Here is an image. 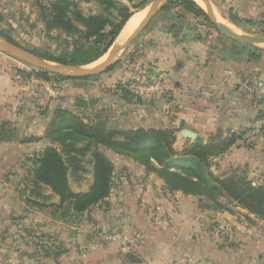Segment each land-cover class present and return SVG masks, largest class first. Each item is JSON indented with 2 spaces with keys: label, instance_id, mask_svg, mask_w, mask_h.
Returning <instances> with one entry per match:
<instances>
[{
  "label": "rangeland",
  "instance_id": "rangeland-1",
  "mask_svg": "<svg viewBox=\"0 0 264 264\" xmlns=\"http://www.w3.org/2000/svg\"><path fill=\"white\" fill-rule=\"evenodd\" d=\"M71 1L72 8L85 16L110 14L105 10L106 5L99 0ZM116 1L128 6L131 16L140 13V20L152 0ZM167 1L156 14L170 10L173 14L190 16V13L181 9L178 2ZM210 1L215 16L223 20L221 22L237 31L264 36V0ZM41 3L44 6L48 4L46 0ZM197 4L204 10L203 3ZM191 17L196 26L209 32L211 40L217 37L237 42V47L245 53L259 50L261 56L258 60L262 59L264 70V50L226 36L208 20L206 14V18L202 15ZM142 32L122 52L111 66L112 69L85 76V79H58L55 73L48 71L53 75L47 78V86L42 78L39 77L38 81L41 79L44 84L31 78L33 74L17 69L20 67L32 72L40 70L39 68L0 48V52L8 58L0 69L12 72V88H23L20 90L23 99L18 100L15 95L13 105L18 113L19 128L18 131L15 130L16 135H30L32 129L41 133L44 140L33 149L36 140L30 141L27 150L19 149L22 147L15 143L7 153L6 149L1 150L4 157L0 162V264H209V246L215 253L227 251L228 255L225 254L222 258L224 262L225 259L233 258L230 262L241 264L242 258L236 255L240 252L243 255L244 251L241 249H246L249 259L256 258L259 254V263L256 264H264V215L259 217L250 213L233 196L227 195L225 190L216 195L217 202L205 195L185 194L181 191H171L165 197L162 195L164 182L155 172L147 173L145 165L139 160L103 145L97 147L113 163L112 187L105 201L93 205L87 211L67 220L60 219L61 210L58 209L57 216H54L50 207L59 202L58 196L49 186L40 184L34 187L31 184L32 158L37 154L34 151H41L47 145L61 148L59 142L46 137V131L43 130L53 117V114L41 116L47 102V92L51 89L54 99L69 94L67 107L72 112L77 111L73 106L78 101L81 106L76 113L85 123H93L97 117H101L109 127L115 129L152 126L151 120H148V110L151 108L148 98L142 94L139 102L136 96H126L117 85L122 83L124 90L129 91L132 81L128 77H117L115 73L118 71L116 67L127 60L130 61L124 63L127 66H123V70L140 66L138 62L142 55ZM0 36L11 37L16 46L33 51V54L42 58L48 54L59 55L69 48V38L63 31L47 29L37 0H0ZM111 46L100 58L86 66H93L104 60ZM150 63L151 61L149 65ZM153 78L156 79V76ZM259 83L264 82H258L257 87L254 85L246 92L252 102L255 101L259 106V111H255V114L261 112L255 93ZM34 98L38 99L36 105ZM243 105L247 104L243 102ZM156 111L161 114L163 112L159 108ZM26 127L30 131L23 130ZM192 130L197 133L195 139L182 136L180 129L172 130V148L175 152L182 153L196 139L206 143L212 136L228 137L235 134L240 137L237 142L243 141L242 134L221 129L209 133V122L206 119L193 124ZM29 135L26 137L34 138V135ZM68 141L69 139L66 140ZM236 144L229 149L240 148L235 147ZM258 150L259 154L262 153V158L255 160L252 165L222 161L223 153L211 154L205 164V172L211 174L213 183L218 184L217 179L222 180L235 173L254 185L264 187V145ZM31 152L32 156L29 154ZM63 156L66 158L65 153ZM77 156L80 160L79 168L74 171L72 166L69 167L68 182L73 191H85L92 182L91 157L89 151ZM231 156L228 154V157ZM67 163L69 164L68 161ZM117 235L120 236L116 238ZM127 251L133 252L141 261L132 262L125 255Z\"/></svg>",
  "mask_w": 264,
  "mask_h": 264
},
{
  "label": "trees",
  "instance_id": "trees-1",
  "mask_svg": "<svg viewBox=\"0 0 264 264\" xmlns=\"http://www.w3.org/2000/svg\"><path fill=\"white\" fill-rule=\"evenodd\" d=\"M41 1L37 0V4L40 6L47 29H60L69 38V48L66 52L59 55L48 54L43 57L63 64L87 65L100 58L131 17L128 6L118 3L116 0H99L101 4L106 5L105 10L107 9L110 13L107 16L101 13L85 16L72 8L71 0H46L47 6H44ZM175 2H178L185 12L195 17L200 15L205 17L204 10L196 1H167V3ZM111 11L113 12L111 13ZM5 37L15 43L11 37ZM245 55L249 60L258 61L261 52L257 50L245 53ZM17 69L43 80H47L49 75H53L42 69L32 72L20 67ZM110 69L112 68L109 67L107 70ZM55 75L58 79L86 78L85 76ZM121 84H118L117 88H121L126 96H136L135 98L140 102L142 95H135L130 90H124L125 88ZM78 103V101L75 103L76 106H81ZM172 130L175 129H115L109 127L104 118L97 117L93 123H85L78 113L56 107L53 117L45 128V136L50 137L53 142H59L61 148L47 145L34 155L31 184L34 187H38L40 184L49 186L51 191L58 196L59 202L51 204L50 207L54 216H57L58 209L61 210L60 219L67 220L69 217L87 211L93 205L105 201L112 187L113 163L97 147L103 145L115 152H123L129 157L139 160L145 165L147 173L155 172L163 180L165 189L169 192L181 191L185 194L205 195L217 202L216 195L225 190L227 195L233 196V199L250 213L259 217L264 215V187L262 185H254L250 180L235 173L222 180L217 179V184L210 179L211 174L205 172L208 156L224 153L236 144L240 137L235 134H230L228 137L212 136L206 143L196 139L182 153H177L172 148L174 139ZM16 138L12 123L9 121L0 122V141L16 140ZM67 139H69L68 142H66ZM22 141L24 139L20 140V142ZM88 151L91 157L92 182L85 191H73L68 182V169L72 166L76 171L80 161L77 155H83ZM219 184L222 186L220 187Z\"/></svg>",
  "mask_w": 264,
  "mask_h": 264
},
{
  "label": "crops",
  "instance_id": "crops-1",
  "mask_svg": "<svg viewBox=\"0 0 264 264\" xmlns=\"http://www.w3.org/2000/svg\"><path fill=\"white\" fill-rule=\"evenodd\" d=\"M191 15L173 14L170 10L155 14L141 34L142 55L140 61L138 60L140 66L123 70V66H127L124 63L130 61L127 60L116 67L118 71L115 73L117 77L130 78V82L156 76L159 89L156 92H146L144 95L151 106L148 110L150 116L148 120H151L152 124L144 128L192 130L193 124L206 119L209 122V133L221 129L237 135L242 134L243 141L235 145L240 148L229 149V153H223L222 161L252 165L255 160L262 158V153L259 154L258 149L264 145L262 144L264 126L257 123L261 112L255 114V111H259V106L255 101L252 102V98H249L250 95L246 92L258 82H264L262 59L249 60L245 51L237 47L236 42L217 37L211 40L209 32L196 26ZM7 59V56L0 52V67L7 63ZM0 71V122L9 121L18 131V113L13 105L15 95L18 100L23 99V94L20 93L23 88H12V85L14 86L12 72L3 69ZM31 78H35L37 82L41 81L42 84L46 82V86L48 85L46 80L43 82L34 76ZM51 91L53 89L47 92V102L41 116L52 115L56 107L70 109L67 107L68 88L66 90L68 95L61 96L60 99H54ZM36 102L38 103V99L34 98L35 105ZM243 102L247 105H243ZM73 108L79 110L76 105ZM156 108L163 110L162 114L160 111L158 113ZM23 130L30 131L28 127ZM29 133L31 136L34 135L33 139H30L29 134H19L18 141H0V162L4 157L2 149H6L7 153L11 147L18 144L22 147L19 149L27 150L30 141L36 140L33 149L44 141L41 133H36L32 129ZM28 135L30 138L26 137ZM22 139L24 141L20 142ZM34 152L38 153L40 150ZM32 153L29 154L32 156ZM228 154L232 156L228 157ZM163 190L162 195L165 197L170 195L169 191L164 188ZM242 250L243 255L242 252L236 255L242 258L241 264L259 263V254L256 258L249 259L246 249ZM225 254L228 255L227 251L215 253L209 246V264L212 262L234 264L230 262L233 258L225 259V262L222 260ZM187 256L191 257L188 254Z\"/></svg>",
  "mask_w": 264,
  "mask_h": 264
},
{
  "label": "water",
  "instance_id": "water-1",
  "mask_svg": "<svg viewBox=\"0 0 264 264\" xmlns=\"http://www.w3.org/2000/svg\"><path fill=\"white\" fill-rule=\"evenodd\" d=\"M167 0H152L146 11L137 24V26L129 33L119 35L115 38L112 43L111 49L107 52L104 60L93 66L86 65H69L55 61H51L42 57H39L32 52L16 46V44L10 42L8 39L0 36V48L11 54L12 56L19 58L39 69L45 71H52L57 75L68 76V77H83L93 74L100 73L111 67L118 57L125 51L127 46L143 31V29L150 22L156 12L162 8ZM203 3L204 11L208 20L214 24L223 34L226 36L247 43L249 45L256 46L264 50V36L255 35L246 31H237L225 23L219 21L215 16L214 9L210 0H201ZM121 32V31H120ZM180 134L184 137L191 139L197 138V133L190 129L180 130ZM126 257L132 262H140L141 258L136 256L133 252L127 251Z\"/></svg>",
  "mask_w": 264,
  "mask_h": 264
},
{
  "label": "built area",
  "instance_id": "built-area-1",
  "mask_svg": "<svg viewBox=\"0 0 264 264\" xmlns=\"http://www.w3.org/2000/svg\"><path fill=\"white\" fill-rule=\"evenodd\" d=\"M257 87V85H256ZM159 89V83L153 77L140 78L135 80L129 85V90L135 95H142L146 92H156ZM257 100L260 102V119L257 123L264 125V83L258 85V88L255 89Z\"/></svg>",
  "mask_w": 264,
  "mask_h": 264
},
{
  "label": "bare ground",
  "instance_id": "bare-ground-1",
  "mask_svg": "<svg viewBox=\"0 0 264 264\" xmlns=\"http://www.w3.org/2000/svg\"><path fill=\"white\" fill-rule=\"evenodd\" d=\"M194 1H196L197 3H199V4H202V1L201 0H194ZM139 15H140V13H138V14H133L129 19H128V21H127V23H126V25H125V28L120 32V35H123V34H126V33H129L128 31L134 26V24H136V22L139 20ZM143 16V15H142ZM217 17V19L218 20H220V21H223L222 19H220L218 16H216ZM141 19H142V17H141ZM140 19V20H141ZM140 20H139V22H140ZM138 22V23H139ZM225 22V21H224ZM137 23V24H138ZM137 24H136V26H137ZM135 26V27H136ZM134 27V28H135ZM133 28V29H134ZM132 29V30H133ZM131 30V31H132ZM130 31V32H131Z\"/></svg>",
  "mask_w": 264,
  "mask_h": 264
}]
</instances>
